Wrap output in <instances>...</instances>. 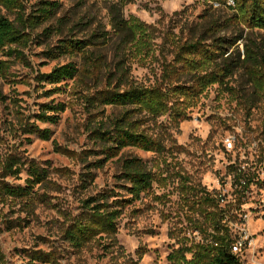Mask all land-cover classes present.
<instances>
[{
  "label": "rangeland",
  "instance_id": "374dc122",
  "mask_svg": "<svg viewBox=\"0 0 264 264\" xmlns=\"http://www.w3.org/2000/svg\"><path fill=\"white\" fill-rule=\"evenodd\" d=\"M40 1L43 0L30 3ZM52 1L63 5L60 16L67 15L72 20L66 34L73 30L78 38L86 39L111 29L112 2ZM207 8L205 0H134L123 7L122 13L126 18L135 17L157 27L163 34L170 30L178 33L186 19L190 24ZM215 8L222 11V16L231 14L225 7ZM182 10L187 14L178 17L181 22L171 20L175 12ZM0 14L7 12L0 7ZM47 26L52 27V36L43 35V28L37 30L24 51L31 66L13 62L9 78H0V91L7 96L0 101V244L5 253V261L0 264H26L30 260L27 253L40 249L51 251L56 259L54 263L41 264H172L168 256L185 237L201 240L200 233H192L190 228L182 184L206 186L230 201L237 189L234 170L245 167L255 172L254 183L245 193L241 192L237 210L228 218L239 241L247 242L239 252L242 264H264V151L259 147L264 132L262 104L248 116L235 94L211 85L191 103L185 120L178 123L168 114L141 124L147 133L160 136L163 152L128 147L97 168L93 164L104 156L90 125L121 109L100 103L95 108L87 107L82 90L72 81L63 86L38 81L40 73L69 62H81L77 57H46L45 51L62 40V28L57 29L55 22ZM157 42L161 40L157 38ZM116 50L113 43L99 49L109 58ZM131 63V75L138 83L150 85L159 79L158 62L143 64L135 59ZM244 81L239 75L234 84L240 87ZM47 90L54 92L47 96ZM52 100L68 105L59 122H36L41 104ZM31 123L50 130L51 138L25 132ZM128 157L142 158L155 176L153 188L132 202H128L127 183L121 178V159ZM12 159L18 161L14 168L21 169L17 175L6 168ZM32 164L46 171L47 180L34 188L35 209H27L21 200L1 193V187L25 186ZM105 191H115L117 198L126 201L117 223L116 241L109 237L96 239L77 250L64 231L74 217L84 212L85 199Z\"/></svg>",
  "mask_w": 264,
  "mask_h": 264
},
{
  "label": "trees",
  "instance_id": "16d2710c",
  "mask_svg": "<svg viewBox=\"0 0 264 264\" xmlns=\"http://www.w3.org/2000/svg\"><path fill=\"white\" fill-rule=\"evenodd\" d=\"M102 1L112 2L111 29L80 39L73 30L65 33L72 20L67 15L60 16L63 5L59 1L43 0L32 4L30 0H0V7L7 12L0 14V56L9 57L0 59V78H9L13 62L31 66L25 49L41 28L43 35L52 36V27L45 26L55 22L57 29L62 28V40L45 51L46 57L51 60L77 57L81 62H69L48 73H40L36 77L38 81L54 86L72 81L82 90L87 107L95 108L100 103L121 109L118 114L108 115L100 123L90 125L89 130L100 143L104 156L94 166L102 168L128 147L163 152L165 147L160 136L147 133L141 129V124L168 114L178 123L185 120L191 103L211 85L217 84L235 94L243 102L248 116L258 104H262L264 112V0H234L235 7H228V0H205L208 8L197 20L189 24L186 19L178 33L170 30L163 34L153 25L123 15V7L134 0ZM215 3L231 14L222 16ZM185 14L186 10L177 11L171 20L181 22L178 17L183 18ZM111 43L117 53L109 58L99 49ZM135 59L143 64L158 62L159 79L150 85L135 81L131 75V61ZM239 75L245 80L240 87L234 84ZM53 92L47 90L46 95L51 96ZM6 99L0 91V101ZM67 107L63 101L45 102L36 114V122L58 123ZM25 132L38 133L43 139L51 138L50 130L40 129L37 123L28 125ZM262 138L259 147L264 151V132ZM121 162V178L127 183L128 202L138 200L153 188L155 176L142 158L128 157ZM15 166L18 161H8L6 168L10 174L21 173L20 166ZM234 171L237 189L230 201L206 186L182 184L183 201L190 212L187 216L190 228L192 233H200L201 240L185 237L168 256L172 264H242L240 256L233 251L238 234L228 215L235 214L241 192L250 189L255 172L246 167ZM46 180V171L32 164L25 186L4 184L1 193L7 198L21 200L27 209H35L34 188ZM116 196L115 191H105L83 201L84 212L74 217L64 231L72 247L80 250L105 237L116 241L117 223L126 202ZM27 254L30 260L26 264L54 263L56 260L51 251L42 249ZM4 261L5 253L0 244V263Z\"/></svg>",
  "mask_w": 264,
  "mask_h": 264
},
{
  "label": "built area",
  "instance_id": "2783aa9c",
  "mask_svg": "<svg viewBox=\"0 0 264 264\" xmlns=\"http://www.w3.org/2000/svg\"><path fill=\"white\" fill-rule=\"evenodd\" d=\"M215 5L220 6L219 3H215ZM227 6L228 7H235V1L234 0H228ZM246 244H247L246 241H239V239L237 238V241L235 242V244L233 246V251L239 255V252L242 250V246L246 245Z\"/></svg>",
  "mask_w": 264,
  "mask_h": 264
}]
</instances>
